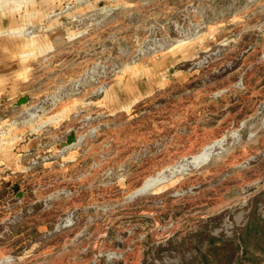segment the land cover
<instances>
[{
    "label": "rangeland",
    "instance_id": "rangeland-1",
    "mask_svg": "<svg viewBox=\"0 0 264 264\" xmlns=\"http://www.w3.org/2000/svg\"><path fill=\"white\" fill-rule=\"evenodd\" d=\"M114 1L29 34V103L0 100L40 140L0 170V264H264V0Z\"/></svg>",
    "mask_w": 264,
    "mask_h": 264
},
{
    "label": "crops",
    "instance_id": "crops-1",
    "mask_svg": "<svg viewBox=\"0 0 264 264\" xmlns=\"http://www.w3.org/2000/svg\"><path fill=\"white\" fill-rule=\"evenodd\" d=\"M113 2L110 4L115 5ZM65 4H76L85 10L88 0H0V100L10 96L14 103L22 97L28 68L39 55L40 45L39 38L27 32L64 29L60 15ZM56 15L57 20H53ZM46 44L56 45L54 40ZM6 109L0 104V170L7 171L9 177L26 179L31 171L27 165L38 154L40 140L36 137L26 142L23 125L7 119Z\"/></svg>",
    "mask_w": 264,
    "mask_h": 264
},
{
    "label": "trees",
    "instance_id": "trees-1",
    "mask_svg": "<svg viewBox=\"0 0 264 264\" xmlns=\"http://www.w3.org/2000/svg\"><path fill=\"white\" fill-rule=\"evenodd\" d=\"M263 221V220H262ZM261 233L264 234V221L261 222L260 219H256L254 220L252 223L248 224L246 229H245V236L247 237V243L249 240L250 236H255L256 234ZM248 235H250L248 237ZM215 239H212V246L215 245ZM248 244H245V246L247 247ZM227 247V248H225ZM238 246L235 248H233V245L231 246H219L218 248H211L210 250V254L207 256H203V264H215V263H221L223 260H227L229 261V263H231L234 258L235 255L238 253ZM222 256V257H221ZM210 257L213 258V260H209Z\"/></svg>",
    "mask_w": 264,
    "mask_h": 264
},
{
    "label": "water",
    "instance_id": "water-1",
    "mask_svg": "<svg viewBox=\"0 0 264 264\" xmlns=\"http://www.w3.org/2000/svg\"><path fill=\"white\" fill-rule=\"evenodd\" d=\"M29 103V100L27 97H21L17 100V102L15 103V107H21V106H24L26 104ZM78 143V139L76 137V135L74 133H71L67 138H66V141L62 144V147L64 149H67L69 147H72L74 146L75 144ZM17 192H19V189L17 188ZM140 194V193H138ZM136 194V195H138ZM135 196V195H134Z\"/></svg>",
    "mask_w": 264,
    "mask_h": 264
},
{
    "label": "bare ground",
    "instance_id": "bare-ground-1",
    "mask_svg": "<svg viewBox=\"0 0 264 264\" xmlns=\"http://www.w3.org/2000/svg\"><path fill=\"white\" fill-rule=\"evenodd\" d=\"M207 152V151H206ZM204 152L203 154L197 156V157H194V160L195 161H204L207 157H208V154ZM196 164H199V162H195ZM149 184V183H148Z\"/></svg>",
    "mask_w": 264,
    "mask_h": 264
},
{
    "label": "built area",
    "instance_id": "built-area-1",
    "mask_svg": "<svg viewBox=\"0 0 264 264\" xmlns=\"http://www.w3.org/2000/svg\"><path fill=\"white\" fill-rule=\"evenodd\" d=\"M66 9L69 10V9H70L69 6H67ZM32 32H33V31L30 30V31L27 32V34L29 35V34H31Z\"/></svg>",
    "mask_w": 264,
    "mask_h": 264
}]
</instances>
